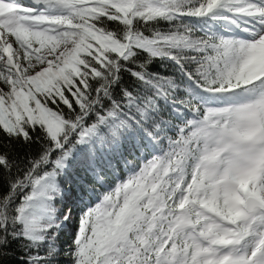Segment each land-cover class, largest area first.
<instances>
[{
    "label": "snow or ice",
    "instance_id": "6c2138e0",
    "mask_svg": "<svg viewBox=\"0 0 264 264\" xmlns=\"http://www.w3.org/2000/svg\"><path fill=\"white\" fill-rule=\"evenodd\" d=\"M0 264H264V0H0Z\"/></svg>",
    "mask_w": 264,
    "mask_h": 264
}]
</instances>
